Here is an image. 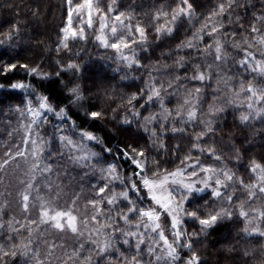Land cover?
<instances>
[{
  "label": "snow or ice",
  "instance_id": "1",
  "mask_svg": "<svg viewBox=\"0 0 264 264\" xmlns=\"http://www.w3.org/2000/svg\"><path fill=\"white\" fill-rule=\"evenodd\" d=\"M66 4L67 20L60 29L59 43L56 46L57 54L64 50L71 51L70 41L87 43L88 36L94 33L97 44L103 49H110L115 54L109 57L114 63L119 62L122 67L128 69L145 68L141 76L147 75L149 79L143 81L144 88L127 97V107L121 123L135 124L138 129L142 128L151 142V149L157 152L164 150L165 160L161 162L159 155H152L147 145H129L113 149L101 136L77 124L69 105L83 107L81 102L84 94L79 84L67 89L68 99L64 106L53 104L51 96L38 90L43 88V85L34 87L31 79L10 84L11 92L23 91L28 97L24 107L16 109L20 113V127L24 132L23 144L26 147H18L14 154L10 151L6 152L5 155L9 159L0 163V169L6 170L10 160H15L17 157H23L30 165L22 195L23 209L28 212L30 207H35V202L39 201L40 218L38 221L28 220L26 243L22 240L20 244L13 243L10 248L0 244V261L7 264L5 258L9 256L15 258L19 254L25 257V264L28 261H34V264H46L47 261V264H51V258H55L58 245L50 243L47 254L43 257L38 245L32 247L35 240L45 234L46 230L40 229L42 224L50 225L59 232L70 231L77 236H84V230L89 229L90 224H94L95 228L88 231V239L96 244V255L111 251L121 242V238L125 246L134 247L130 259L122 254L125 264H144L142 260L144 250L141 246L145 244L147 254L154 258L156 264H177L181 261L180 249L191 250L194 239L201 235L207 236L221 222L233 220L237 213L243 221L242 232L245 236L264 237V200H262L264 165L253 160L249 171L254 176V182L245 183L243 178L227 166L222 153L211 144L202 143L205 137L216 131L213 125L217 121L213 117H218V114L225 111L223 106L213 103L208 108V119H201L203 115L201 101L204 99V92L210 87L209 81L212 78L210 70L213 62L204 59L203 63H194L192 65L194 71L184 80H181V75L177 73L175 79H170L165 85L163 77L171 76V73L152 65L145 66L140 61L139 52L150 49V34L146 25L139 21L132 23L135 19L132 14L134 10L120 11L118 0H111L106 9L101 7L100 0H66ZM239 6H241L239 0H218L217 6L210 10L200 28L177 46L176 55L179 59L174 62L177 68L187 67L185 58L181 55L185 49L192 50L198 58L201 57V49L204 57L214 52L217 68L221 62H227L229 56L225 45L229 41L224 37L229 35L235 37L237 33H226L223 29L225 24L234 23L235 8ZM196 15L190 0H175L173 8L161 6L155 9L152 20L156 39L171 36L179 23L184 20L192 23ZM224 17L227 19L225 20ZM239 19L240 17L236 15L235 22ZM97 22L98 27H96ZM196 22L199 23V20ZM19 33V27L13 25L10 32L3 34L4 39L0 40V45L11 48L12 42L19 37ZM249 35H245L243 41H233V47L236 48L241 44H247V48L243 49L244 57L239 60V65L245 72L255 74L246 89L241 82L239 91L233 92L234 97L241 100L238 107L244 106L245 100L247 102L248 111L240 115V120L244 124L250 120L264 119V87L253 83L257 77H264V16H256ZM205 37H210V41H206ZM252 48H257L260 52L259 58L249 51ZM204 65H207L208 70H205ZM164 68H167V65H164ZM18 69H22L29 78L40 80L50 78V74L44 72L39 64L0 60V76H6ZM66 70H74L77 74L83 71L78 63L69 62L66 68L61 64L60 71L56 75L60 76L61 72ZM173 71L175 72V69ZM121 79H128V74L125 73ZM228 79L230 77L223 82L227 84ZM189 80L198 81L199 84L189 85ZM2 87L3 85L0 84V88ZM181 88L185 90L183 103L178 101L176 109H169L166 104L167 98L182 95ZM244 92L248 95L242 97L241 94ZM228 102L234 103L231 99ZM147 108L154 110L148 116H144L142 110ZM116 111L117 109H113V118ZM104 115L101 111L87 109L84 111L86 119L96 120ZM52 116L57 122L52 121ZM141 120L143 124L140 123ZM169 124L172 125L171 132L174 135L177 133L192 135L189 150L173 169L166 166L168 151L164 139L169 131ZM198 124H203V129L188 133L189 128L195 129ZM46 125L52 127L51 137L54 141L58 140L62 149L61 156L67 155L74 165L87 168L89 172H99V180L103 183L92 184L95 195L87 202L92 209L90 219L79 218L77 208L79 197L75 193L71 206L60 210L55 206V199L61 195L63 189L52 180L54 170L52 165L47 163L48 156L45 153L48 141L44 138L46 133L41 132ZM94 145H100L102 152L94 150ZM179 151L178 145L172 155L176 156ZM109 156L113 158L109 160ZM205 156L217 163H204ZM129 171L130 175L127 174ZM38 178H42L46 183L41 185ZM237 183L247 192V199L236 198L239 199V204L234 205V194L240 190L235 187ZM45 188L47 193L42 194ZM229 190L232 194H229ZM33 193L35 195L30 202ZM257 200H262L260 206H254ZM125 201L126 204L123 203ZM2 211L3 207L0 206V212ZM164 215L170 219V228L166 229L162 223L161 218ZM189 220L199 226L198 231L194 230L192 233L186 231L185 225ZM33 224L36 227H32ZM3 227L4 224L0 222V229ZM8 227L13 232L19 233L20 228H24L25 225L21 224L20 228H16L12 222H9ZM166 232L171 233V239ZM83 251V244L70 253L65 251L64 264H67V261H72L73 264H77L78 261L92 264L91 255L84 257ZM245 255L249 253L245 252ZM148 264H151V261ZM182 264H199V256L192 251L190 257Z\"/></svg>",
  "mask_w": 264,
  "mask_h": 264
},
{
  "label": "trees",
  "instance_id": "2",
  "mask_svg": "<svg viewBox=\"0 0 264 264\" xmlns=\"http://www.w3.org/2000/svg\"><path fill=\"white\" fill-rule=\"evenodd\" d=\"M110 2L111 0H100V5L106 9ZM190 2L197 14L193 22L189 23L184 20L177 25L176 31L171 36H164L160 40L156 39L152 17L155 14V9H159L161 6L175 7V0H118V8L125 12L134 10L132 14L135 19L132 23L135 24L139 21L147 26L150 34V49L146 52L140 51L139 58L145 66L159 67L172 74L163 77L165 85L170 79L174 80L177 73L181 75V80H184L194 71L192 68L194 63H203L204 59L213 62V67L210 70L212 77L209 81L210 87L204 92V99L201 101L203 112L201 119H208L207 113L210 104L215 103L218 106H223L225 111L218 114V117H213L217 121L213 125L216 131L205 137L202 143L211 144L218 152L222 153L227 166L243 178L245 183L254 182V176L249 171L252 161L255 160L264 165V119L250 120L247 124L240 120L241 113L248 111L247 102L245 100L244 106L238 107L241 100L236 99L233 92L239 91L241 82L244 83L246 89L255 74L245 72L239 65V60L244 57L243 49L247 48V44H241L239 48H236L233 47V41H243L245 35L251 33V26L256 16H264V0H239L241 6L235 8L234 23L225 24L223 29L226 33H237L235 37L230 35L224 37L229 41L225 45L229 56L227 62H221L217 68L214 52L204 57L203 49H201V57L198 58L192 50L185 49L181 55L184 56L187 67L179 69L174 63L179 59L176 55L177 46L200 28L210 10L218 4V0H190ZM236 15L240 17L238 22H235ZM224 19L226 20L227 17ZM66 20V0H0V40L4 39V33L12 30L13 25H17L20 29L19 37L12 42L11 48L0 45V60L23 62L30 65L39 64L44 72L50 74L48 80H40L26 77L24 71L18 69L6 76H0V84L3 85L0 88V101H2L0 103V163L9 159L5 155L6 152L10 151L14 154L18 147H26L23 144L24 132L20 127V113L16 109L17 107L23 108L28 97L21 91L11 92L9 85L30 79L33 81L34 87L43 85V88L38 90L51 96L52 103L60 106H64L67 102V89L79 84L84 94V99L81 102L83 107L69 105L77 124L101 136L107 144L115 146L113 149L129 145H147L150 153L159 155L163 162L165 160L164 150L153 151L151 142L142 128L138 129L135 124L124 125L121 123L127 107V97L144 88L143 81L149 79L147 75L141 76L145 72V68L128 69L122 67L119 62L114 63L109 57L115 54L110 49L101 48L95 41L94 33L88 36L87 43L70 41L71 51L64 50L57 54L58 36ZM196 20H199V23ZM96 27H98V22ZM210 39V37H205L206 41H210ZM249 39H251V35H249ZM249 51L253 52L257 58L260 57L257 48L249 49ZM69 62L78 63L83 71L77 74L74 70H66L57 76L56 73L60 71L61 64L66 68ZM164 65H167V68H164ZM204 68L208 70L207 65H204ZM125 73L128 74V79H121ZM229 77L230 79L225 84L223 80ZM253 83L264 87V77H257ZM188 84H199V82L189 80ZM184 91V88H181L182 95L167 98L166 104L169 109H176L178 101L183 103ZM246 95H248L247 92L241 94L242 97ZM34 98L35 94L33 93ZM230 99L234 103H229ZM158 107L157 105L156 108L158 109ZM86 109L101 111L105 115L96 120L86 119L84 117ZM113 109H117L115 118H113ZM153 110L152 108L142 110L143 115L148 116ZM51 119L53 122H57L54 116ZM140 123L143 124V120ZM171 126L168 125L169 131L164 139L168 151L166 166L169 169L175 168L180 159H183L192 142V135L179 133L174 135L171 132ZM203 127V124H198L195 129L189 128L188 133L198 132ZM52 131L51 125H46L44 129H41L42 133H46L44 138L48 141L45 153L48 156L47 163L51 164L54 170L51 178L63 189L61 195L55 199V206L58 210L71 206L75 193L79 197L77 200L79 218L90 219L92 209L87 202L95 195L92 184H100L103 181L99 180L98 171L89 172L87 168L74 165L67 155L61 156L62 149L58 140L52 139ZM178 145L180 151L176 156H173V150ZM94 150L102 152L100 145H94ZM113 156H109L108 159L111 160ZM203 161L207 164L217 163L207 156L203 158ZM29 167L30 165L25 162L23 157H17L15 160H10L6 170L0 169V206L3 207V211L0 212V222L4 224V227L0 229V244L9 248L13 243L20 244L22 240L26 243L28 220L38 221L40 218L39 201L35 202V207H30V211L25 212L23 209L22 195L26 187L25 181L28 180ZM38 179H40L41 185L46 183L42 178ZM235 187L240 189L234 194V205H238L239 199L236 198L246 200L247 192L240 187L239 183ZM117 188L119 189V185ZM46 193L47 189L45 188L42 194ZM229 194H232L231 190H229ZM34 195L35 193L30 196V202ZM262 200H264V194H262ZM262 200L255 201L254 206H260ZM9 222H12L16 228H20L21 224L25 227L20 228V232L16 233L8 227ZM31 226L36 227L34 224ZM91 228H95V225L90 224L89 229ZM198 228L199 226L190 220L185 225L188 233H192L194 230L198 231ZM242 228L243 221L240 220L237 213L233 220L221 222L207 236L201 235L194 239L193 247L188 251L196 252L199 256V264H264V237L245 236ZM40 229H45V234L36 239L32 247L38 245L43 257L47 254L50 243L58 245L55 250V258H51V264H64L65 251L70 253L73 249H79L81 244L84 246L82 256L91 255L92 264H125L122 254L127 255L130 259L131 253L134 251V247L125 246L122 243L123 238H121V242L117 243L111 251L96 255L97 246L88 239L89 229L84 230V236L73 235L70 231L59 232L45 224L40 225ZM141 247L144 250L142 256L144 264H148L149 261L151 264H156L154 258L147 254V245ZM245 252H248L249 255H245ZM5 260L7 264H25V257L19 254L15 258L9 256ZM182 262L183 260L178 261L177 264H182ZM0 264H3V261H0ZM27 264H34V261H28ZM67 264H73V262L67 261ZM77 264H83V262L78 261Z\"/></svg>",
  "mask_w": 264,
  "mask_h": 264
},
{
  "label": "rangeland",
  "instance_id": "3",
  "mask_svg": "<svg viewBox=\"0 0 264 264\" xmlns=\"http://www.w3.org/2000/svg\"><path fill=\"white\" fill-rule=\"evenodd\" d=\"M21 92H23V91H21ZM23 93H25V92H23ZM112 147L115 148V146H112ZM113 155H115V152L113 153ZM127 174L130 175L131 174L130 171ZM164 216H162V218H161L162 223L164 225L167 224V226L170 228V219L167 218L166 215H164ZM166 234L168 235V232H166ZM168 236H169L170 239L172 238L171 237V233ZM180 255H181V260L186 261L190 257L191 253L188 251V249H180Z\"/></svg>",
  "mask_w": 264,
  "mask_h": 264
},
{
  "label": "bare ground",
  "instance_id": "4",
  "mask_svg": "<svg viewBox=\"0 0 264 264\" xmlns=\"http://www.w3.org/2000/svg\"><path fill=\"white\" fill-rule=\"evenodd\" d=\"M164 217H165V216H164ZM165 227H166V229L169 228V227L167 226V224L165 225ZM168 235H170V232H168Z\"/></svg>",
  "mask_w": 264,
  "mask_h": 264
}]
</instances>
